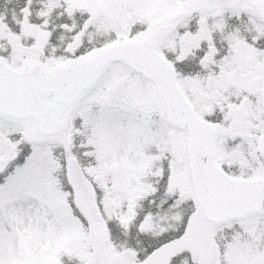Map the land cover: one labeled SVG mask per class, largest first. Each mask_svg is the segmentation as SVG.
<instances>
[{
  "label": "snow or ice",
  "instance_id": "snow-or-ice-1",
  "mask_svg": "<svg viewBox=\"0 0 264 264\" xmlns=\"http://www.w3.org/2000/svg\"><path fill=\"white\" fill-rule=\"evenodd\" d=\"M0 264H264V0H0Z\"/></svg>",
  "mask_w": 264,
  "mask_h": 264
}]
</instances>
